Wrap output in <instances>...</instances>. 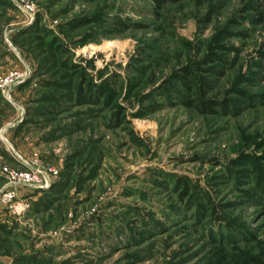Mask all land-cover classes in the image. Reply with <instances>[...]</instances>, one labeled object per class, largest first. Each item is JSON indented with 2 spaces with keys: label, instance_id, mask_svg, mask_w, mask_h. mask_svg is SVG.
I'll use <instances>...</instances> for the list:
<instances>
[{
  "label": "rangeland",
  "instance_id": "rangeland-1",
  "mask_svg": "<svg viewBox=\"0 0 264 264\" xmlns=\"http://www.w3.org/2000/svg\"><path fill=\"white\" fill-rule=\"evenodd\" d=\"M28 1L0 0V191L18 156L57 174L0 203V264H264V0Z\"/></svg>",
  "mask_w": 264,
  "mask_h": 264
},
{
  "label": "built area",
  "instance_id": "built-area-1",
  "mask_svg": "<svg viewBox=\"0 0 264 264\" xmlns=\"http://www.w3.org/2000/svg\"><path fill=\"white\" fill-rule=\"evenodd\" d=\"M16 6L21 13H25L31 20L34 19L36 12L33 3L28 0H16ZM23 77L17 72H10L8 76L0 74V89L9 95L13 86L23 82ZM18 163L22 169H5L8 186L0 191V203L8 209L9 213L21 216L27 213L31 203L19 196L18 187L48 189L57 173L54 169H46L26 162L21 156H18Z\"/></svg>",
  "mask_w": 264,
  "mask_h": 264
},
{
  "label": "trees",
  "instance_id": "trees-1",
  "mask_svg": "<svg viewBox=\"0 0 264 264\" xmlns=\"http://www.w3.org/2000/svg\"><path fill=\"white\" fill-rule=\"evenodd\" d=\"M154 5L160 9L161 7L165 6V5H170V4H176V3H179V2H182V1H186V0H152ZM185 73V76H188L186 77V79H189L191 76V72L188 71V70H185L184 71ZM194 78V77H193ZM195 79V78H194ZM193 79V80H194ZM183 84L185 85V87L192 91L193 90V85L190 83V82H183ZM198 101H200L201 103L200 104H193V102H191L190 100L188 101L187 105H190V107H197V108H200V110H202V112H209V111H213V109H210V107L208 108V104L206 105L205 102L203 101L202 99V96L199 97ZM82 102H84V104L88 103V104H94L96 105L97 103L94 102L93 98L90 96V95H86L83 97L82 99ZM209 104H214L213 101H209ZM98 105V104H97ZM257 190H259V193H260V196L261 198L264 199V186L262 184V181L259 180L258 182V188Z\"/></svg>",
  "mask_w": 264,
  "mask_h": 264
}]
</instances>
